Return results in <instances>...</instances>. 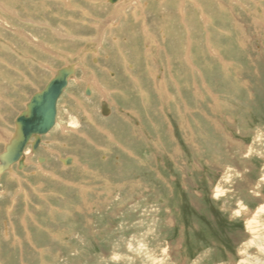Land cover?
Listing matches in <instances>:
<instances>
[{"label": "rangeland", "instance_id": "rangeland-1", "mask_svg": "<svg viewBox=\"0 0 264 264\" xmlns=\"http://www.w3.org/2000/svg\"><path fill=\"white\" fill-rule=\"evenodd\" d=\"M111 4L0 0V156L75 69L0 174V264H264V0Z\"/></svg>", "mask_w": 264, "mask_h": 264}, {"label": "water", "instance_id": "water-1", "mask_svg": "<svg viewBox=\"0 0 264 264\" xmlns=\"http://www.w3.org/2000/svg\"><path fill=\"white\" fill-rule=\"evenodd\" d=\"M73 69L74 67L60 69L42 91L31 97L26 110L17 117L15 139L11 140L5 152L0 156L3 162L0 166V174L8 172L12 164L15 163H18L20 168L24 167L23 161H19L22 156L23 146L32 138H36L32 142L33 151L35 152L41 143L42 135H46L55 127L57 122V103L69 86V81L75 75V69ZM89 93L88 91V95ZM101 109L102 114L105 116L110 113L106 103L102 104ZM25 120L27 121L26 123Z\"/></svg>", "mask_w": 264, "mask_h": 264}, {"label": "bare ground", "instance_id": "bare-ground-1", "mask_svg": "<svg viewBox=\"0 0 264 264\" xmlns=\"http://www.w3.org/2000/svg\"><path fill=\"white\" fill-rule=\"evenodd\" d=\"M118 0H114V2L116 3ZM109 109V108H108ZM30 120V119H29ZM56 120H57V118H56ZM27 121L25 120V123H26ZM15 130H17V128L15 127ZM4 133H6V131L4 132ZM9 133V132H8ZM18 138H19V136H18ZM15 139V134H13V135H11V137H10V140L8 141L9 143H7L6 145L8 146L9 144H10V142H11V140H14ZM18 140V139H17ZM24 147V146H23ZM24 148H22V150H23ZM23 158H22V156L20 157V160H22ZM25 161V160H24ZM23 161V162H24ZM248 221V220H247ZM250 222V221H249Z\"/></svg>", "mask_w": 264, "mask_h": 264}, {"label": "crops", "instance_id": "crops-1", "mask_svg": "<svg viewBox=\"0 0 264 264\" xmlns=\"http://www.w3.org/2000/svg\"><path fill=\"white\" fill-rule=\"evenodd\" d=\"M97 1H101V0H96V2H97ZM107 1L110 2V4H111V3L113 4V1H114V0H107ZM112 4H111V5H112ZM112 6H114V5H112ZM66 7H67V6H66ZM77 8H78V7H77ZM200 9H203V8H200ZM82 10L84 11L83 8H82ZM143 17H144V15H143ZM58 19H61V18H58ZM143 22H144V21H143ZM165 30H166V29H165ZM164 32H165V31H164ZM69 54H70V53H68V55H69ZM40 64H41V67L44 68V67H43V64H44V63L40 62ZM58 69H59V68H58ZM58 69H57V70H58Z\"/></svg>", "mask_w": 264, "mask_h": 264}]
</instances>
